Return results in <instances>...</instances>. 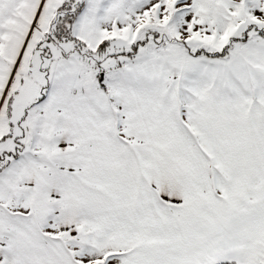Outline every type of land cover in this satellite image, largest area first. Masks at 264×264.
Returning a JSON list of instances; mask_svg holds the SVG:
<instances>
[{
	"label": "snow or ice",
	"instance_id": "1",
	"mask_svg": "<svg viewBox=\"0 0 264 264\" xmlns=\"http://www.w3.org/2000/svg\"><path fill=\"white\" fill-rule=\"evenodd\" d=\"M0 264H264V0H0Z\"/></svg>",
	"mask_w": 264,
	"mask_h": 264
}]
</instances>
